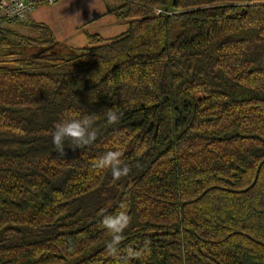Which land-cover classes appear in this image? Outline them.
<instances>
[{
	"label": "trees",
	"instance_id": "trees-1",
	"mask_svg": "<svg viewBox=\"0 0 264 264\" xmlns=\"http://www.w3.org/2000/svg\"><path fill=\"white\" fill-rule=\"evenodd\" d=\"M108 12L126 31L82 49L43 23L0 28V264H116L101 221L122 205L129 264H264V0ZM93 114L94 143L53 145ZM109 150L131 168L119 181L93 167Z\"/></svg>",
	"mask_w": 264,
	"mask_h": 264
},
{
	"label": "clouds",
	"instance_id": "clouds-1",
	"mask_svg": "<svg viewBox=\"0 0 264 264\" xmlns=\"http://www.w3.org/2000/svg\"><path fill=\"white\" fill-rule=\"evenodd\" d=\"M93 8V3L89 5ZM79 15V13H77ZM107 122L113 124L119 121L120 116L114 109H107L105 112ZM95 115H84L81 118H68L55 125L52 133L53 145L64 152L66 141L71 142L77 147L90 145L97 139V131L94 127ZM123 152L120 150H109L93 162V167L99 170H109L114 180L119 181L121 178L129 175L131 168L123 162ZM119 212L113 215H105L101 221L102 227L110 234V239L106 242L105 247L108 253L116 258V264H129L132 258L140 255V252L128 248L123 256L118 255L119 245L124 239V232L129 227L132 217L128 214L124 206H121ZM151 241L144 242L145 248L150 245Z\"/></svg>",
	"mask_w": 264,
	"mask_h": 264
},
{
	"label": "crops",
	"instance_id": "crops-1",
	"mask_svg": "<svg viewBox=\"0 0 264 264\" xmlns=\"http://www.w3.org/2000/svg\"><path fill=\"white\" fill-rule=\"evenodd\" d=\"M92 3L93 8H90ZM109 6L102 0H58L50 6V11L35 9L31 13V21L47 25L57 43H68L66 45L73 49H82L76 48V44L70 42L71 38L82 34L76 42L80 40L78 46L84 48L87 45L86 34L98 35L102 40L109 41L126 31V23L116 20L108 12Z\"/></svg>",
	"mask_w": 264,
	"mask_h": 264
},
{
	"label": "built area",
	"instance_id": "built-area-1",
	"mask_svg": "<svg viewBox=\"0 0 264 264\" xmlns=\"http://www.w3.org/2000/svg\"><path fill=\"white\" fill-rule=\"evenodd\" d=\"M56 3L57 0H0V28L7 21L24 20L28 14L35 10L37 5L52 6ZM161 13L171 14L161 9H155V15Z\"/></svg>",
	"mask_w": 264,
	"mask_h": 264
},
{
	"label": "rangeland",
	"instance_id": "rangeland-1",
	"mask_svg": "<svg viewBox=\"0 0 264 264\" xmlns=\"http://www.w3.org/2000/svg\"><path fill=\"white\" fill-rule=\"evenodd\" d=\"M59 1H61V0H59ZM102 1H103L104 3H108V4H112V3H113V0H102ZM38 8H39V9H40V8L45 9L46 11H50V9H51L50 6L42 5V4L37 5L35 9H38ZM31 20H33V19L31 18V13H30V14L27 15V17H26L24 20H22V21H17V23H16L15 26H14V29H15L16 31L21 32L22 34L27 35V36H35L36 34H35L33 31L21 27V25H23L25 22H29V21H31ZM31 22H34V21H31ZM34 23H40V22H34ZM81 36H82V34H78L77 36H74V37L71 38V40H70V42H71L72 44H76V48H83V47L78 46V44H80V40H78V43L76 42L77 39H81ZM66 44H68V43H66ZM66 44H65V45H66ZM68 47H70V46L68 45ZM72 47H73V46H72ZM74 47H75V45H74ZM86 47H87V45H86Z\"/></svg>",
	"mask_w": 264,
	"mask_h": 264
}]
</instances>
